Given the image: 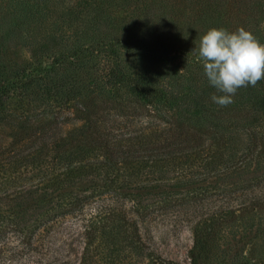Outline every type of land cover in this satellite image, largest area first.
Here are the masks:
<instances>
[{
	"label": "trees",
	"instance_id": "16d2710c",
	"mask_svg": "<svg viewBox=\"0 0 264 264\" xmlns=\"http://www.w3.org/2000/svg\"><path fill=\"white\" fill-rule=\"evenodd\" d=\"M213 27L264 43V0H0V233L20 236L34 219L30 244L46 225L79 220L86 264L115 220L141 234L139 199L170 188V170L208 157L247 202L200 223L189 264L207 258L221 222L263 214L264 79L227 107L211 100L222 93L197 50Z\"/></svg>",
	"mask_w": 264,
	"mask_h": 264
},
{
	"label": "rangeland",
	"instance_id": "374dc122",
	"mask_svg": "<svg viewBox=\"0 0 264 264\" xmlns=\"http://www.w3.org/2000/svg\"><path fill=\"white\" fill-rule=\"evenodd\" d=\"M27 1L40 3V0ZM42 24V20H36L32 26L36 30ZM17 52L25 54L19 49ZM245 140L240 136L231 145L237 151L233 153L235 156L243 152ZM217 163L208 157L197 169L181 173L170 170L165 181L170 188L154 190L150 196L139 199L149 212L143 223L138 222L141 234L138 236L132 226L125 231L124 223L115 220L111 224L115 233L110 229L103 232L93 251L95 257L90 254L92 258L86 264H152L146 254L149 250L164 260L189 264L200 223L217 219L222 207L231 210L238 202H247L245 197L235 200L231 191L238 185L233 176H216L213 165ZM94 207L95 202H90L84 211L92 212ZM227 221L221 222L208 237V255L202 264H264V213L244 214ZM35 225L34 219L28 220L27 230L20 236L0 233V264L81 263L85 238L79 220L69 217L46 225L29 244V235L25 234ZM200 235L201 232L197 235L199 239Z\"/></svg>",
	"mask_w": 264,
	"mask_h": 264
},
{
	"label": "clouds",
	"instance_id": "9594fccd",
	"mask_svg": "<svg viewBox=\"0 0 264 264\" xmlns=\"http://www.w3.org/2000/svg\"><path fill=\"white\" fill-rule=\"evenodd\" d=\"M197 61L209 84L222 93L211 96L221 107L233 104L240 88L255 87L264 79V43L244 27L235 31L222 27L208 30L200 38Z\"/></svg>",
	"mask_w": 264,
	"mask_h": 264
}]
</instances>
